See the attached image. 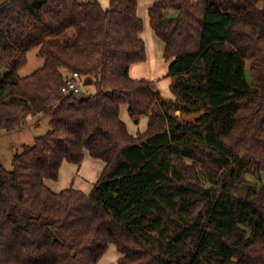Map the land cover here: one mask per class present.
<instances>
[{
	"label": "trees",
	"instance_id": "1",
	"mask_svg": "<svg viewBox=\"0 0 264 264\" xmlns=\"http://www.w3.org/2000/svg\"><path fill=\"white\" fill-rule=\"evenodd\" d=\"M147 15L173 100L129 76L147 59L138 0H0V134L50 124L11 170L0 159V264H100L110 245L118 264H264V0ZM73 73L95 92L64 94ZM86 153L104 163L89 193L47 185Z\"/></svg>",
	"mask_w": 264,
	"mask_h": 264
},
{
	"label": "crops",
	"instance_id": "2",
	"mask_svg": "<svg viewBox=\"0 0 264 264\" xmlns=\"http://www.w3.org/2000/svg\"><path fill=\"white\" fill-rule=\"evenodd\" d=\"M100 1L107 5L108 0ZM148 30L145 29V32L143 31L142 33L144 41H147H145L147 59L145 62L132 65L129 69V76L132 79H148L154 81L163 98L173 100L175 98L169 90V85L171 83V78L168 76L169 62L163 58L164 45L155 36L153 31ZM120 117L127 124L128 128L127 122H129L128 119L130 118L125 106L121 108ZM142 119L143 118H141V120ZM28 121L29 120L26 122ZM103 167L104 163L101 160L91 158L86 153L79 167L64 162L61 165L58 179L56 181H47V185L56 192L66 188H74L87 194L91 191L93 184L100 177Z\"/></svg>",
	"mask_w": 264,
	"mask_h": 264
},
{
	"label": "rangeland",
	"instance_id": "3",
	"mask_svg": "<svg viewBox=\"0 0 264 264\" xmlns=\"http://www.w3.org/2000/svg\"><path fill=\"white\" fill-rule=\"evenodd\" d=\"M152 0H138V15L144 23V32L152 31L148 22L147 9L152 4ZM105 5V4H104ZM148 24V25H147ZM147 27V28H146ZM148 30V31H149ZM146 41V40H145ZM147 42V41H146ZM44 63V59L38 54V48L31 49L27 53V62L19 69L18 74L21 77L27 76L40 68ZM249 61L246 62L247 77L251 78L249 71ZM164 78V77H163ZM95 92L94 85H84L82 81L78 82V93L80 96L92 94ZM176 116H181V113ZM197 116L185 117L187 120H194ZM130 118V117H129ZM125 119V118H123ZM25 125L9 134H0V159L7 170L12 169V159L15 153L21 152L23 146H32L35 138L44 135L49 129V117L44 114L37 115L28 119ZM128 128L130 133H142L146 129L145 118L138 119V123H134V119H128ZM49 182V181H48ZM119 253L114 245H110L100 260V264H118Z\"/></svg>",
	"mask_w": 264,
	"mask_h": 264
},
{
	"label": "built area",
	"instance_id": "4",
	"mask_svg": "<svg viewBox=\"0 0 264 264\" xmlns=\"http://www.w3.org/2000/svg\"><path fill=\"white\" fill-rule=\"evenodd\" d=\"M87 1V0H82ZM80 81V77L77 73H73L71 79L66 82V86L62 88V92L67 94L70 91L78 92V82Z\"/></svg>",
	"mask_w": 264,
	"mask_h": 264
},
{
	"label": "water",
	"instance_id": "5",
	"mask_svg": "<svg viewBox=\"0 0 264 264\" xmlns=\"http://www.w3.org/2000/svg\"><path fill=\"white\" fill-rule=\"evenodd\" d=\"M91 82H90V80H88V79H86L85 81H84V85H89ZM176 114L177 115H179L180 114V111H177L176 112ZM138 119H134V123H138Z\"/></svg>",
	"mask_w": 264,
	"mask_h": 264
}]
</instances>
